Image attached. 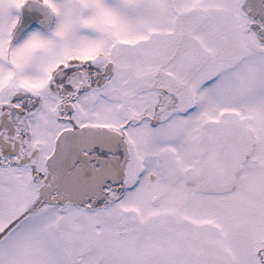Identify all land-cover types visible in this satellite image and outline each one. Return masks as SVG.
I'll return each mask as SVG.
<instances>
[{"label":"snow or ice","instance_id":"1","mask_svg":"<svg viewBox=\"0 0 264 264\" xmlns=\"http://www.w3.org/2000/svg\"><path fill=\"white\" fill-rule=\"evenodd\" d=\"M0 264H264V0H0Z\"/></svg>","mask_w":264,"mask_h":264}]
</instances>
